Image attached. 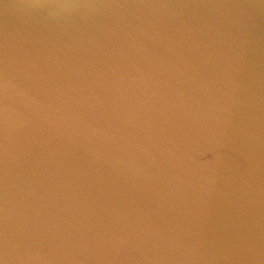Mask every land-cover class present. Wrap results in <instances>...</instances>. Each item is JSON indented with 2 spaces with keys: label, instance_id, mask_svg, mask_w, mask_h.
<instances>
[{
  "label": "water",
  "instance_id": "1",
  "mask_svg": "<svg viewBox=\"0 0 264 264\" xmlns=\"http://www.w3.org/2000/svg\"><path fill=\"white\" fill-rule=\"evenodd\" d=\"M0 264H264V0H0Z\"/></svg>",
  "mask_w": 264,
  "mask_h": 264
}]
</instances>
